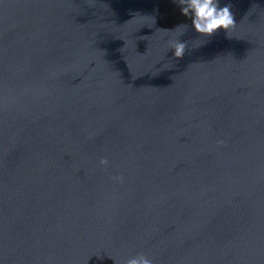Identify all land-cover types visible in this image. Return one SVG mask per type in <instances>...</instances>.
I'll return each mask as SVG.
<instances>
[{
	"label": "water",
	"instance_id": "1",
	"mask_svg": "<svg viewBox=\"0 0 264 264\" xmlns=\"http://www.w3.org/2000/svg\"><path fill=\"white\" fill-rule=\"evenodd\" d=\"M226 2L209 40L175 0H0V264H264V0Z\"/></svg>",
	"mask_w": 264,
	"mask_h": 264
},
{
	"label": "clouds",
	"instance_id": "2",
	"mask_svg": "<svg viewBox=\"0 0 264 264\" xmlns=\"http://www.w3.org/2000/svg\"><path fill=\"white\" fill-rule=\"evenodd\" d=\"M182 16L189 18L191 28L197 37L209 38V40L223 32L228 37V33L234 30L236 26L235 14L232 10V4L226 2L221 6L220 0H175ZM177 28H183L181 35H185L189 26L181 24ZM188 41L177 39L172 43L173 55L176 59H183L186 53ZM109 161L107 158L99 161L100 167H107ZM116 182H122V176L114 177ZM124 264H153L151 258L138 253L124 261Z\"/></svg>",
	"mask_w": 264,
	"mask_h": 264
}]
</instances>
